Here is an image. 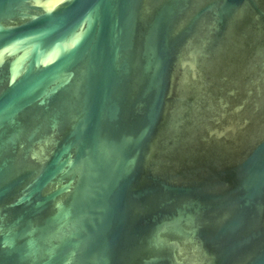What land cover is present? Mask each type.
<instances>
[{"label": "water", "instance_id": "95a60500", "mask_svg": "<svg viewBox=\"0 0 264 264\" xmlns=\"http://www.w3.org/2000/svg\"><path fill=\"white\" fill-rule=\"evenodd\" d=\"M0 264H264V0H0Z\"/></svg>", "mask_w": 264, "mask_h": 264}]
</instances>
